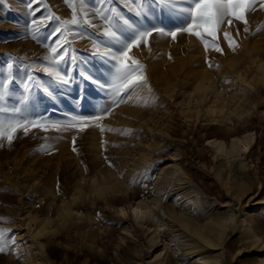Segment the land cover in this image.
Segmentation results:
<instances>
[{
    "label": "rangeland",
    "instance_id": "374dc122",
    "mask_svg": "<svg viewBox=\"0 0 264 264\" xmlns=\"http://www.w3.org/2000/svg\"><path fill=\"white\" fill-rule=\"evenodd\" d=\"M29 2L0 0V120L40 125L0 138V264H264V247L238 228L255 219L264 238V0H249L245 19L226 17L214 35L195 29L202 37L183 30L193 0L152 4L139 17L132 0H43L40 12ZM49 15L58 19L34 32L33 19ZM73 16L75 25L63 23ZM112 16L165 30L129 50L147 86L122 101L109 88L119 53L96 54L110 43ZM58 39L69 60L59 67L71 69L64 81L44 72ZM202 74L216 89L198 87ZM73 117L85 120L65 130ZM160 167L178 173L153 216H133L131 202L152 197ZM172 210L204 230L203 261L184 251Z\"/></svg>",
    "mask_w": 264,
    "mask_h": 264
},
{
    "label": "snow or ice",
    "instance_id": "6c2138e0",
    "mask_svg": "<svg viewBox=\"0 0 264 264\" xmlns=\"http://www.w3.org/2000/svg\"><path fill=\"white\" fill-rule=\"evenodd\" d=\"M133 3L137 4V10L135 12L136 16H142L146 11L151 7L152 4H160L162 10L164 7H169L174 9L177 3V0H132ZM87 3V0H85ZM249 0H193L194 7L190 9L191 23H188L187 28L183 29L184 31L195 34L197 37H202L203 32H206L208 35H214L218 26L221 25L226 17L235 16L237 20H244V13L248 6ZM33 5H39L35 8V12H40L41 7H43V0H30L29 10L33 9ZM264 8V4L261 5ZM115 11V10H113ZM58 19L52 15L37 21L35 18L32 21V26L34 32L40 30V25L47 26L45 20ZM108 23L111 25L109 30H106L103 33V36L107 38L110 42L106 45V51L97 52V55H102L104 57H111L113 51L118 52V57L114 58L113 69L110 75L109 88L111 89L112 94L119 100H123L124 96H127L129 91H132L139 87L140 85L147 86V78L139 72L138 70L143 68L137 60L129 56V50L134 46H139L141 43H146L148 38L151 37L154 33H164L163 28L153 27L151 30H138L134 28L127 19H117L115 16L106 17ZM64 24L71 23L75 25L77 20L73 16L72 20L64 21ZM231 24V20H229ZM202 29L201 31H194L195 29ZM179 31V30H177ZM177 31H172L167 33L173 38L176 37ZM245 32L248 31L247 27L244 29ZM62 32V28L57 27L52 33L53 36ZM125 32H130L134 38L125 36ZM130 38V42L125 43L126 40ZM225 39H230V36L225 33ZM56 44L60 47H51V52L54 54L52 57H46V60L52 64V67H45L44 72L50 77H54L58 81H64V77L68 75L71 69L60 68V64L69 63L67 53L61 55L60 52L63 51L61 42L58 39ZM231 47V44H230ZM206 51L208 45H205ZM215 50L223 54V49L216 47ZM130 61V62H129ZM11 67V65H10ZM81 75H84L81 73ZM66 82V81H65ZM47 91V89H45ZM150 92L151 89L148 88ZM130 99L134 97H129ZM135 98H138V94ZM115 103V101H114ZM14 111L19 112L20 109H15ZM94 119H99L95 117ZM73 122H69L68 125H64L65 130L68 127H76L77 124L84 121V117H73ZM39 127L40 125L36 122L29 120L23 116H20L15 119H11L7 122L0 120V138H3L5 135L9 143L15 138V133L21 129L27 133L29 131V126ZM74 150H75V138L73 140ZM2 219V218H0ZM3 230H0L2 234ZM4 247H0V252H4Z\"/></svg>",
    "mask_w": 264,
    "mask_h": 264
},
{
    "label": "bare ground",
    "instance_id": "6f19581e",
    "mask_svg": "<svg viewBox=\"0 0 264 264\" xmlns=\"http://www.w3.org/2000/svg\"><path fill=\"white\" fill-rule=\"evenodd\" d=\"M257 66L264 73V58H259ZM204 79H206V75L202 74L200 79H199V86L198 87H201L202 89H206V88L214 89L215 88V87L213 88L212 85L214 83L212 84V81L210 78L208 79V83H206V84L203 81ZM214 92H215V90H214ZM224 106H225L224 104L221 105L220 111L223 112L222 108ZM247 145H248V141L241 142L239 144L240 150L244 151L246 149ZM240 166L242 168H245V163L240 162ZM177 173H178V171L176 168L160 167V170H159L158 176H157L156 187L154 189V193H153L152 197H149L147 199H138V200L131 202L132 204L130 205V211H131L132 215L135 217H137V216H141V217L153 216L154 215L153 209L155 207H158L161 204L164 194L168 190L169 186L171 185V183H172L174 177L177 175ZM109 187H111V186L110 185L105 186V187L104 186H97V187L93 188L92 191L99 192V191L103 190L104 188L108 189ZM62 202H63L62 206L59 208V213H60V215L64 216L65 214L69 213L70 207H69L67 200H62ZM252 210H253V208L249 209L246 213L250 214V212H252ZM26 213H28L30 215L29 218L34 216V215L33 216L31 215L32 213H30V209H26ZM185 213H186V211H184V210H182V211H174V210L169 211V214L172 217V220L175 221V223L177 222V224L180 226V230L176 231L175 235L177 236V238L179 240H183L182 245H183L184 251L186 252L187 255H191L192 257H195L196 259L198 258L201 261H203L204 258L201 255V251L199 250V247L204 245V242H206L208 240L207 239L208 237H205L204 230L197 227L193 223V220L188 219L186 217L187 215ZM36 218H37V215H36ZM228 220L233 221V214L232 213H230V215L222 218L220 223H222V225H223ZM49 221H50L49 216L44 215L43 217L38 218L36 226L45 225ZM261 227H262V225L258 224V222L255 219H251L250 221H246L245 217H243L242 220L238 224V228H243L246 236L252 237L255 244L257 243L258 245L264 247V238H262L258 234V229ZM36 232L40 233L41 228L36 227Z\"/></svg>",
    "mask_w": 264,
    "mask_h": 264
}]
</instances>
